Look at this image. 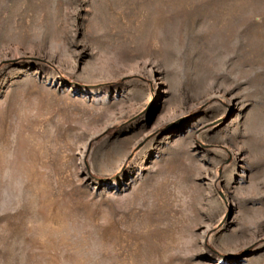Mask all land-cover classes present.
Wrapping results in <instances>:
<instances>
[{
    "label": "rangeland",
    "instance_id": "1",
    "mask_svg": "<svg viewBox=\"0 0 264 264\" xmlns=\"http://www.w3.org/2000/svg\"><path fill=\"white\" fill-rule=\"evenodd\" d=\"M0 264H264V0H0Z\"/></svg>",
    "mask_w": 264,
    "mask_h": 264
}]
</instances>
